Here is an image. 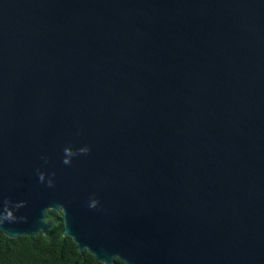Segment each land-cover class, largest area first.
<instances>
[{
    "label": "water",
    "instance_id": "water-1",
    "mask_svg": "<svg viewBox=\"0 0 264 264\" xmlns=\"http://www.w3.org/2000/svg\"><path fill=\"white\" fill-rule=\"evenodd\" d=\"M50 209L104 264H264V0H0V230Z\"/></svg>",
    "mask_w": 264,
    "mask_h": 264
},
{
    "label": "trees",
    "instance_id": "trees-1",
    "mask_svg": "<svg viewBox=\"0 0 264 264\" xmlns=\"http://www.w3.org/2000/svg\"><path fill=\"white\" fill-rule=\"evenodd\" d=\"M47 213L46 221L54 220L47 233L10 237L0 230V264H104L64 235L61 212L50 209ZM115 264L125 263L116 259Z\"/></svg>",
    "mask_w": 264,
    "mask_h": 264
},
{
    "label": "clouds",
    "instance_id": "clouds-1",
    "mask_svg": "<svg viewBox=\"0 0 264 264\" xmlns=\"http://www.w3.org/2000/svg\"><path fill=\"white\" fill-rule=\"evenodd\" d=\"M95 205V202H93V205L92 206H94Z\"/></svg>",
    "mask_w": 264,
    "mask_h": 264
}]
</instances>
